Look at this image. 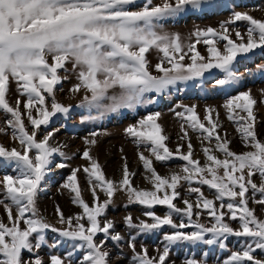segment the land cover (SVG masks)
Returning a JSON list of instances; mask_svg holds the SVG:
<instances>
[{
	"label": "snow or ice",
	"instance_id": "snow-or-ice-1",
	"mask_svg": "<svg viewBox=\"0 0 264 264\" xmlns=\"http://www.w3.org/2000/svg\"><path fill=\"white\" fill-rule=\"evenodd\" d=\"M212 6L210 0H0V111L8 117L7 128L0 127V133L10 128L20 145L19 149L0 145V168L12 167L15 173L0 179V206L7 217V223L0 217V264H112L107 245L126 239L107 218L118 191L126 194L129 205L145 209V219L131 214L124 217L131 230L126 241L130 264H169L171 250L181 242L223 249L232 237L240 247L222 264H264V218L251 206L254 203L264 210V140L256 131L253 109L257 100L250 91L224 104L227 118L250 150L238 153L231 149L227 134L217 131L215 109H206L205 124L195 105H180L183 111H177L176 116L201 134L202 144L208 141L202 147L205 160L201 163L193 158V145L183 124L181 140L188 141L187 151H181V144L173 151L156 122L161 114L150 113L125 131L150 154L145 156L142 151L138 155L151 189L134 186L136 173L130 172L127 162L119 181L106 178L91 155V147L97 144V133L92 132L85 138L88 147L81 154L88 165L73 169L62 185L73 194L72 202L82 212L66 217L57 206V221L62 227H56L38 207L52 167H66L55 163L57 154L67 158L63 146L52 143L58 129L38 136L53 117L71 111L72 105H63L55 98L57 86L69 78V72L77 81L69 91L83 93L78 107L95 110L99 115L88 119L99 120L122 109L147 107L155 103L153 97L163 96L181 82L211 74L213 69L224 74L215 81L217 85L234 82L240 78L234 71L238 57L254 54L257 49L264 52V19L247 11H232L219 29H196L187 43L180 33L166 30L168 21ZM238 22H246L245 32L231 28ZM222 41L226 42L223 49L218 46ZM198 44L206 47L207 55L197 50ZM152 51L158 56L154 65L148 58ZM259 70L264 74V65ZM13 84L18 94L14 104L8 99ZM150 157L159 162L178 158L184 163L179 172L162 176ZM80 171L88 177L92 204L82 196L77 180ZM205 186L212 191V198L205 195ZM98 189L104 193L103 200ZM193 195L195 199L190 198ZM157 206L166 208L163 216L155 212ZM205 215L208 223L201 222ZM165 227L172 231L163 232ZM49 231L57 234L50 242L52 249L68 243L71 247L45 260L40 251L49 246ZM156 232H162V246L150 255L145 245L137 246V240ZM183 264L207 261L193 257Z\"/></svg>",
	"mask_w": 264,
	"mask_h": 264
},
{
	"label": "rangeland",
	"instance_id": "rangeland-1",
	"mask_svg": "<svg viewBox=\"0 0 264 264\" xmlns=\"http://www.w3.org/2000/svg\"><path fill=\"white\" fill-rule=\"evenodd\" d=\"M212 7L202 11L189 12L182 18L175 21L179 26H184L180 35L185 39V43L188 42L187 38L196 29H205L212 27L219 29L220 25L228 20L232 11H247L258 19H264V0H210ZM174 22V21H173ZM189 26L187 27V25ZM246 22H238L231 25L232 29H239L242 33L246 31ZM232 39L237 38L232 35ZM239 42V41H237ZM226 42H220L219 47L223 49V45ZM197 50L202 55H207L206 47L203 44L197 45ZM154 56L158 57L154 51ZM264 65V52L257 49L254 54H241L238 57V62L234 64V71L240 77L234 82H230L226 85H217L216 80L223 77L222 72L219 69H213L211 75L206 76V83L216 84L212 87L208 86L199 88L196 81H200L201 78L194 80L192 87L189 90L175 89L163 96L153 97L155 103L147 107H138L135 110L122 109L117 113H108L99 120H91L88 117L98 116L99 114L92 110L78 107L83 93L73 94L69 89L77 82L75 75L71 72L68 73L69 78L62 82V85L57 86L55 91L56 100L63 105H72L71 111L68 115L57 114L53 117L50 125L45 129L42 126L38 139L44 134V131H51L58 129L55 132L54 139L52 141L55 145L63 146L62 150L67 153V158L60 157L58 154L55 156V163H64L66 167L57 168L52 167V171L48 174L46 182L43 185V190L39 195L38 207L42 215L55 225L56 227H62L58 224L56 216L57 206L67 216H73L82 212V209L72 202V193L68 189H64L62 185L66 182L67 177L71 174L73 169L80 168L88 165V161L81 158V154L85 148L88 147L85 143V138H90L92 132H96L97 144L91 147V155L98 160L101 168L108 179L119 181L122 178L123 165L127 162L130 172H135L133 177L134 186H138L142 189H151L152 185L145 179V170L142 162L139 160V152H144L145 156L150 154L145 151L143 146L138 147L133 139L126 133V129L129 126L137 125L140 119L146 118L150 113L159 112L161 115L157 118V123L162 127L164 135L168 137L165 141L167 147L175 151L178 144L183 145L182 152L187 151V140H181L183 135L182 124L185 126L188 132V138H190L193 145L194 159H198L203 163L205 160L202 152V147L208 145V141H203V137L197 131H193L185 121L176 116L177 111H183L180 105L184 106H196V114L202 122L207 124L204 117L207 115L206 109L213 108L216 110L213 113L214 122H217L219 127L217 131L224 135L227 134V138L231 141L230 147L233 151L243 152L247 149L243 146L239 137V133L236 131V125L230 121L228 112L224 108V104L231 97L250 91L252 96L257 100V104L254 105V114L256 116V131L258 137L264 140V74L259 70V66ZM70 68V65H69ZM61 75H64L62 72ZM224 78V77H223ZM205 80L201 79V84ZM16 86L12 88L10 92L11 99L9 101L14 104L17 99ZM21 100L24 97H20ZM51 97L48 98V105L50 107ZM238 111V110H237ZM218 113V117L216 115ZM35 115V112L33 113ZM7 115L0 111V127L7 128L5 121ZM27 124V121L25 120ZM29 130H31L29 126ZM0 145L11 149L20 148L18 141H15L11 135V129H7L6 133H0ZM126 158V161L125 159ZM153 160V166L156 168L158 174L162 176L170 175L172 172H179L180 165L184 162L178 158H173L167 162L156 161L154 157H150ZM5 174H15L14 169L9 167L7 169L0 168V179ZM77 180L82 191V196L86 202L92 204V194L89 190L88 177L83 171L77 174ZM100 199L105 198L104 193L97 190ZM181 194H185V189H180ZM208 195L212 196L211 190H207ZM180 206H183L179 202ZM178 205V206H179ZM257 209V213L261 218H264V210L259 209L254 203L251 205ZM143 206L129 205L127 196L124 192H116L114 196V202L109 206L107 210V218L111 219L116 224V231L125 236V241L117 244L116 242H110L107 247L112 253V264H129L130 251L124 244L127 241V234L122 229L126 228L124 224V217L131 214L133 217H139L145 219L142 215L144 212ZM166 208L164 206H157L155 212L161 216L165 214ZM0 217L7 223V217L2 206H0ZM208 223V222H207ZM129 230V229H128ZM131 232V230H129ZM172 231L170 228L165 227L163 232ZM160 233V232H158ZM153 234H148L150 238ZM156 235V233H155ZM146 236V235H143ZM49 243L57 238L56 233L50 232L47 234ZM144 241V240H143ZM139 243V240H137ZM147 242H150L148 239ZM140 244H143L140 241ZM138 247L140 245H137ZM147 247V246H146ZM148 248V247H147ZM52 250L51 247H44L40 251V255L48 259V255ZM150 255H155V251L152 248H148ZM199 260V258H197ZM207 264H222L223 260L217 258L206 259ZM183 261H179L177 258L169 257V264H183Z\"/></svg>",
	"mask_w": 264,
	"mask_h": 264
},
{
	"label": "crops",
	"instance_id": "crops-1",
	"mask_svg": "<svg viewBox=\"0 0 264 264\" xmlns=\"http://www.w3.org/2000/svg\"><path fill=\"white\" fill-rule=\"evenodd\" d=\"M157 2H159V0H157ZM188 26H189V24L187 25V27ZM165 27H166V30L169 32L181 33L182 32L181 27H184V26H179V24H177L176 22L168 21L166 23ZM153 53H154V51H152L149 54L148 58L151 61V63L154 65L157 62L158 57H155ZM61 73H62V71H61ZM207 75H209V73H205L204 76L201 77V79L205 80L203 84H201V79H200V81L195 82V83H197V86L199 88L204 87V89H205L208 86L212 87V85L213 86L216 85V84H212V83H206L207 81H210V79L206 80ZM223 77H224V74H223ZM223 77L219 78V79H223ZM193 81L181 82L176 87L172 88L171 90H172V92H174L176 88H177V90L178 89L189 90L192 87ZM210 84H212V85H210ZM14 85L15 84H13L11 86V90L14 87ZM8 99H11L10 94H9ZM207 190H209V189L205 186L203 188V191L205 192V195L209 196ZM182 195H184V194H182ZM212 196L210 195L209 198H212ZM190 198L195 199L194 195ZM177 203L179 205V201H177ZM180 207H183V206H180ZM208 220H209V218L205 215L202 218L201 222L207 223ZM122 231L125 234L131 233L126 228H123ZM49 233H50V231L47 234H49ZM129 234H127V237ZM132 234H134V233H132ZM148 239H150V242H147ZM138 240H139V243L137 242V245H140V241H141L143 243V245L147 246L148 248L156 249L158 246H162V232H160V233L156 232V235H155V233H153V235L150 238L148 237V234H147L146 236L139 237ZM125 245H126V243L124 244V246ZM47 247H50V243H49V246H46V248ZM70 247H71V245H70V243H68V244H65L63 247H61L60 249H56V250L53 249V251H54L53 253H52V250H50L48 257L51 254L63 253L66 248H70ZM239 247H240V242L235 237L229 238V240L226 242L225 248H223V249L219 248L218 246H207L204 244H190V243L181 242V243H179L173 247V249L171 250L170 256H172L173 258H177L180 262L183 260L185 261L188 258H193V257L196 259L199 258V260H201V259L210 260L211 258H217V259L224 261L225 259H227L229 257V255L232 251L237 250ZM129 257H131V253H130ZM128 262L130 264V258H129Z\"/></svg>",
	"mask_w": 264,
	"mask_h": 264
}]
</instances>
